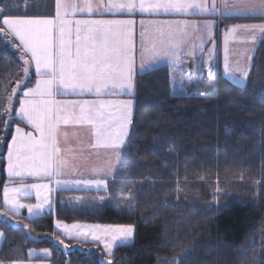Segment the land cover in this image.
Here are the masks:
<instances>
[{
    "label": "trees",
    "instance_id": "obj_1",
    "mask_svg": "<svg viewBox=\"0 0 264 264\" xmlns=\"http://www.w3.org/2000/svg\"><path fill=\"white\" fill-rule=\"evenodd\" d=\"M32 8L43 9L0 0L3 16L36 14ZM263 19L225 15L219 28ZM15 45L0 33V197L4 149L20 122L15 103L11 118L6 111L25 67ZM213 90L172 95L166 65L137 72L129 138L108 185L129 183L131 197L120 207L56 200L53 212L33 218L0 214V262L27 259L28 248H47L50 264H101V258L103 264H264V37L245 82L234 84L218 68ZM54 218L129 224L134 236L105 258L91 242L63 248Z\"/></svg>",
    "mask_w": 264,
    "mask_h": 264
},
{
    "label": "snow or ice",
    "instance_id": "obj_2",
    "mask_svg": "<svg viewBox=\"0 0 264 264\" xmlns=\"http://www.w3.org/2000/svg\"><path fill=\"white\" fill-rule=\"evenodd\" d=\"M163 10L164 13L193 14L217 12L231 13L236 11L244 15L264 17V0H212L209 7L206 0H108L107 4L97 3L95 6L90 0L82 5L65 0H56L54 16L21 17L7 16L3 24L7 26L8 34L18 39L15 45L23 53L25 77L29 75L30 61L34 62L35 73L38 79L34 87H28L23 92V99L17 115L26 119L35 132L39 133L37 139L32 132L16 127V135L8 148V172L10 175L19 174L18 170H28L36 176L51 177L62 161L58 146V135L61 123L67 125L70 121L78 124L92 125L95 130L97 143L103 141L105 148L115 149L124 143L128 125L132 116V100H58V95H77L81 93L95 94L97 97L112 95L114 93L131 94L134 76L133 56V25L132 19H68L70 14H136L152 13ZM3 16V12H0ZM145 22L141 21L143 25ZM169 24L171 22H152ZM187 24V21L182 22ZM199 30L201 24L193 22ZM214 21H205L203 27L207 29L209 38L212 36ZM236 28L264 33V24L236 25ZM5 31L0 28V33ZM186 33L181 32L180 40L176 33L169 29L167 33L161 29L159 45L145 49V53L152 56L166 55L179 61L180 43ZM255 40V36H252ZM203 43V37H200ZM211 51L209 56H211ZM30 56V60L28 57ZM141 71L146 65L140 66ZM243 78L230 74L236 85L243 84ZM211 87V85H209ZM183 92L184 84L173 85ZM214 92L209 91V95ZM15 94V90H14ZM114 109V111H110ZM11 118V109L6 110ZM59 184L60 181H57ZM88 183H93L89 181ZM97 185L103 181H95ZM36 189L47 188V185H31ZM10 189L5 187L4 200L10 211L16 213L25 205L15 198L9 197ZM17 192V189H11ZM219 191V189L217 190ZM39 198V192H37ZM47 198H45L46 200ZM30 217L38 215L43 204L26 206ZM51 207V205H49ZM72 238L83 237L85 240L91 236L96 243H103L111 256L114 245L120 246L131 242L134 236L132 225H85L80 223L62 224L56 222V228ZM87 229V231H85ZM3 236V233H0ZM63 243V241H61ZM47 254V250H44ZM103 264V258H101ZM111 264V261H108Z\"/></svg>",
    "mask_w": 264,
    "mask_h": 264
},
{
    "label": "crops",
    "instance_id": "obj_3",
    "mask_svg": "<svg viewBox=\"0 0 264 264\" xmlns=\"http://www.w3.org/2000/svg\"><path fill=\"white\" fill-rule=\"evenodd\" d=\"M21 5L24 6L28 3L30 6L43 7L42 10H31L33 15H5L0 16V26L8 33L7 26L3 24V18L7 16H21V17H41V16H54L56 12V0H19ZM65 2H74L82 5L85 0H65ZM95 6L97 3L107 4L108 0H90ZM138 2V0H137ZM199 2V0H198ZM207 5L210 7L212 0H206ZM218 6H220V0H216ZM44 4V5H43ZM38 13H45L38 15ZM31 14V13H30ZM225 15H244L236 11L231 13L224 12L223 15L217 12L215 14L199 13L193 14L192 10L184 13H164L163 10L152 13H136V14H80L77 12L75 15L70 14L68 19H132L133 25V56H134V76H133V88L131 94L114 93L112 95L97 97L95 94L81 93L77 95H58L55 99L58 100H132V114L135 104V92H136V75L141 71V64L146 65L145 70L154 68L160 65L167 66L169 90L172 95H179L183 93H198L199 91L205 93L213 91L215 87L216 72L218 68L222 73L232 81L230 74L235 75L237 78H243L244 73H248L251 65L252 57L255 52L258 41L264 37V33L256 31L254 34L250 30L243 28H236L233 31V27L236 25H252V24H264V19L259 21H247L236 22L230 24L227 27L219 28V22L221 16ZM141 21L145 23L142 25ZM171 22L169 24H159L152 22ZM187 21V24L182 22ZM205 21H214L212 25L211 38L207 35V29L203 27ZM193 22H199L201 28L197 30ZM163 29L165 33L172 29L176 33V38L180 40L181 32L186 33L180 43V56L179 61L169 58L166 55L152 56L151 54L142 53L145 49H151L153 45H159L160 31ZM216 40V49L219 53L217 66L213 65L214 43ZM255 36L253 40L252 36ZM15 44H18V39L9 35ZM203 37V43H201L200 37ZM239 41L242 42V48L240 49ZM221 43V46H220ZM220 46V47H219ZM233 50L236 53V57L229 62H226L227 52L222 51L224 48ZM211 51V56L209 52ZM222 57H221V55ZM30 60V56L25 57ZM243 58V59H242ZM226 63V64H225ZM211 64V66L209 65ZM207 69H210L207 74ZM38 76L35 73L34 62L30 61L29 75L28 77L21 78L15 82L17 86L16 99L11 103L13 107V113L15 117L20 121L12 126L11 135L4 149V174L6 176L5 181L1 188L0 197V214L6 216L11 215H27V204L32 205L36 202L37 192L43 193L47 199H49L51 207L47 212H53L55 208L56 200L61 204L70 205L71 201L77 200L82 197L83 194H97L106 192L107 186L113 181V178L117 174L119 168V159L121 151L129 138L131 122L127 128V134L124 137V143L115 149L105 148L103 141L97 143L95 136V130L92 125L78 124L70 121L67 125L61 123L58 135V146L60 148V159L62 161L61 166L55 170L54 174L49 176H36L28 170H18L19 174L10 175L8 172V148L12 142L13 136L16 135V127L24 129L25 132H32L38 139L39 133L35 132L33 127L27 123L26 119H23L17 115L20 107V101L23 99V92L27 89L23 84L18 87V82L24 81L28 87H34L35 81ZM246 78H244L243 83ZM181 82L184 84V90L181 92L178 88L174 90L173 85H179ZM233 82V81H232ZM211 85V87H209ZM11 106V107H12ZM114 111V109H110ZM132 118V116H131ZM57 181H60L58 184ZM92 181L93 183H88ZM95 181H103V184L97 186ZM31 185H47V188H32L25 187ZM97 186V187H95ZM9 188V197H15L20 204L25 207L20 208L18 212L13 213L10 211L9 206L6 205L4 200V189ZM11 189H17V192H12ZM69 190V191H65ZM24 201H28V203ZM82 206H84L82 204ZM21 212V213H20ZM46 213V212H45ZM7 217V216H6ZM54 219L53 228L56 231V222ZM0 240V244H1ZM32 249H28V257H41L36 252L39 249H34V254L31 255ZM30 255V256H29ZM48 257V256H46ZM2 262H0L1 264ZM8 264V263H3Z\"/></svg>",
    "mask_w": 264,
    "mask_h": 264
},
{
    "label": "rangeland",
    "instance_id": "obj_4",
    "mask_svg": "<svg viewBox=\"0 0 264 264\" xmlns=\"http://www.w3.org/2000/svg\"><path fill=\"white\" fill-rule=\"evenodd\" d=\"M216 40H217V37L215 35V39H213L214 54H213V60H212L213 61V65L215 67L217 66L218 56H219V53L217 51H215V49H216ZM220 46H221V43H220ZM239 46H240V49H241L242 48V42L241 41H239ZM222 51L227 52V54H225L226 62L228 61L229 64H230V61L233 58L236 57V53L233 52V50L229 49V47L222 49ZM220 55H221V53H220ZM221 57H222V55H221ZM209 65L211 66V64H209ZM209 72H210V69H207V74H209ZM248 72H249V70H248ZM247 75H248V73H247ZM216 76H217V72H216ZM216 76H214L215 82H216ZM24 77H25V75L23 74L22 78H24ZM215 82H214V84H215ZM15 85H13V87L11 88L10 92L8 93V97H7V99H9L8 109H11V110H12V107H11L12 103L11 102L14 99H16L17 86H15ZM14 90H15V94H14ZM201 93H203V92H201V91L198 92V94H201ZM97 186H95V187H97ZM126 187L128 188L127 190H126ZM109 188L110 189H108V186H107L106 192H104V193L102 192V193H97V194H94V195L83 194L82 197H79L77 200L71 201L70 202V206L77 207V206H82V204H83L84 205L83 207H96V206H101V205H104V204H107V203H112V204L118 203V206L120 207L121 206L120 203H123L124 201H126V199L128 200L131 197V192L129 190V183H126L125 181L120 182V183H118L116 185L112 184V187L109 186ZM45 198H46V196H44L43 193H39V198L37 196L36 202L34 204H32V205H36L37 203H42L43 204L42 210H40L38 215H36V216L42 215L45 212L50 210V208H49V205H50L49 199L45 200ZM25 202L28 203V201H24L23 200L24 204H25ZM24 216L27 217V218H33V217H30L29 212H28L27 215H24ZM36 216H34V217H36ZM4 217H6V216H4ZM54 219L62 222V224H69V225L74 224V223H80V224H85V225H129V224H107V223H101V222H87V221H80V220H76V221H72V222H65V221H62V220L57 219V218H54ZM56 231L60 235L59 237H56V239L58 240V242L61 244V246L63 248H68L69 246H72V245L77 246L79 248H86L88 246V242H91L95 246L100 247V249L102 250V252H103V254L105 256V258L109 257L108 250L104 247V244L103 243L93 242L91 240V236H89V238L87 240H85L83 237L72 238L70 236L65 235L63 230H62V227L60 229L56 228ZM85 231H87V229H85ZM0 233H3V236H0V240L3 241V239H4V231L1 228H0ZM61 241H63V243H61ZM115 246L116 245L113 246V248L111 249V252H113V249H114ZM28 249H32L33 250V251H31L32 252L31 255L34 254V252H35L34 249H39L40 251L36 252V254H39L41 257H38V258H35V257L29 258L28 257L27 259H15V260H13L11 262H6V263H8V264H50V261L48 259V257L50 256L49 249H47V248H28ZM28 249H27V253H28ZM44 250H47V254H45ZM27 256H28V254H27ZM46 256H48V257H46ZM173 261L176 263L177 259L174 258ZM3 263H5V262H2L1 264H3Z\"/></svg>",
    "mask_w": 264,
    "mask_h": 264
}]
</instances>
